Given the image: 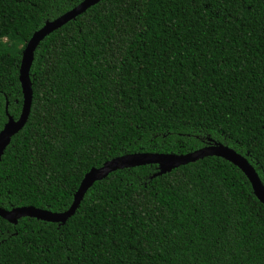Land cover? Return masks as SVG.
I'll use <instances>...</instances> for the list:
<instances>
[{"label":"trees","instance_id":"trees-1","mask_svg":"<svg viewBox=\"0 0 264 264\" xmlns=\"http://www.w3.org/2000/svg\"><path fill=\"white\" fill-rule=\"evenodd\" d=\"M83 0H0V131L18 118L23 50ZM25 126L0 160V206L65 211L93 167L219 141L264 184V0H101L47 35ZM8 111V113H7ZM96 180L65 224L0 216V264H264V203L206 156Z\"/></svg>","mask_w":264,"mask_h":264},{"label":"water","instance_id":"water-1","mask_svg":"<svg viewBox=\"0 0 264 264\" xmlns=\"http://www.w3.org/2000/svg\"><path fill=\"white\" fill-rule=\"evenodd\" d=\"M100 1L101 0L81 1L78 5L58 16L57 18L53 20H47L45 24L40 29L36 30L28 40L22 53L20 67V81L24 94L23 108L18 118H14L7 111L8 120L0 131V160L6 148L11 143L13 136L25 126L30 115L33 102V87L30 70L38 45L47 35L59 29L70 20L75 19L78 15L84 13L90 7L96 5ZM206 156L222 157L238 166L250 180L255 195L261 202L264 203V184L256 168L249 161L248 157L236 151L229 145L219 141L210 140L209 144L186 154L136 152L115 157L109 161H106L100 167H93L84 176L77 192L75 193L73 203L65 211L56 212L49 209L37 208L35 206H20L14 207L12 209H6L0 206V216L13 223H17L22 217L29 216L49 222L65 224L66 221L75 214L89 187H91L96 180L106 177L113 171L155 163L159 166V171L155 175H159L179 167L180 165L194 162Z\"/></svg>","mask_w":264,"mask_h":264}]
</instances>
